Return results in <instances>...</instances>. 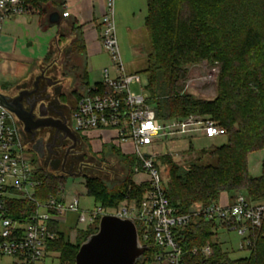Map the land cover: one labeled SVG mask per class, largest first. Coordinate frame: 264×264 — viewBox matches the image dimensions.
Segmentation results:
<instances>
[{
  "label": "trees",
  "instance_id": "trees-1",
  "mask_svg": "<svg viewBox=\"0 0 264 264\" xmlns=\"http://www.w3.org/2000/svg\"><path fill=\"white\" fill-rule=\"evenodd\" d=\"M31 11L42 15V5L51 2L61 7L63 0H24ZM75 29V28H74ZM148 51L146 89L157 116L161 120L182 118L195 113L204 115L225 130L226 142L198 151L197 161L188 166L168 160L165 182L166 195L178 211L187 213L198 206L217 203L220 196L242 193L252 201L264 202V158L258 177L248 174L247 157L264 149V0H146L144 19ZM73 53H83L84 45L77 35L71 42ZM50 58L48 56L46 59ZM206 64L217 68L215 95L195 97L185 91L184 80L189 67ZM86 87V81H83ZM189 152L193 151L191 147ZM125 165V176L116 184L97 176H85L84 187L103 210L116 208L128 198L138 202L148 187L133 180L134 159L118 155ZM209 158L210 162H199ZM34 178L39 184L33 199L45 201L63 190L66 177L46 171L36 165ZM35 201L28 198L7 197V215L27 220L34 211ZM99 216V215H98ZM96 217L91 225L97 224ZM234 223H224L229 230ZM90 224L77 231L73 242L58 237L49 242L48 251L59 253L60 264H74L80 244L88 235ZM215 223L197 218L177 232L184 264H264V226L250 231L252 244L246 257L231 259L218 242L212 243L209 257L191 253L214 236ZM79 232H85L79 235ZM147 252V251H146ZM146 252L137 264H145Z\"/></svg>",
  "mask_w": 264,
  "mask_h": 264
},
{
  "label": "built area",
  "instance_id": "built-area-1",
  "mask_svg": "<svg viewBox=\"0 0 264 264\" xmlns=\"http://www.w3.org/2000/svg\"><path fill=\"white\" fill-rule=\"evenodd\" d=\"M116 2L104 0L102 29L96 36L101 49L110 57L112 68L104 67L101 79L88 86L76 98L73 112V130L82 136L93 130L106 131L110 140L123 147L128 155L135 156L133 177L144 175L136 184L147 183L148 187L138 202L124 199L127 205L116 209L113 215L132 218L136 223L139 240L148 245L146 251L156 249L149 264H184L185 251L177 238V232L192 221L201 218L215 223L214 236L224 229V223H234L229 230H235L242 237L241 248H250V231L264 226V202L252 201L242 193L231 203H210L182 213L169 202L164 177L155 165L154 157L142 150L168 138L204 136L213 138L225 135V130L212 119L191 113L182 118L161 120L156 110L143 93L140 74L127 73L122 61L116 34ZM31 8L24 0H0V24L5 18L30 13ZM205 72L197 79L186 78L185 89L213 82L217 72L214 66L202 64ZM138 84L141 92L131 90ZM11 121V124L7 121ZM32 158L23 147L17 127V117L0 104V255L11 256L19 264H43L47 245L57 237L50 228L54 216L66 209L77 210L78 196L65 205L55 197L45 201L33 199L39 182L34 178ZM85 188V187H84ZM28 198L35 201L34 211L25 220L7 215V197ZM98 207L89 214L93 222L98 215L106 214ZM212 239L201 247H192L191 253L204 257L212 254ZM145 251V252H146Z\"/></svg>",
  "mask_w": 264,
  "mask_h": 264
},
{
  "label": "crops",
  "instance_id": "crops-1",
  "mask_svg": "<svg viewBox=\"0 0 264 264\" xmlns=\"http://www.w3.org/2000/svg\"><path fill=\"white\" fill-rule=\"evenodd\" d=\"M52 1L58 3L56 0ZM133 1L117 0L116 7L119 25L126 24L125 16L128 12H125V10L126 8H131ZM41 10L44 13L45 27L41 26L42 15L38 11L5 18L0 24V92L8 91V94L14 88L11 86L29 80L33 76L36 67L41 66L43 62L45 63L48 56H50L51 60L57 58L62 61L65 58L81 63L83 80L86 81V90L88 86L92 85L88 78V72H93V67L91 65L87 66L89 56L107 54L101 49L96 40V36L102 29L101 18L104 11V0H63L61 7H56L49 2L42 5ZM53 11L60 13L59 25H51L48 22V15ZM51 27L53 29L51 32H45ZM40 30L45 33L40 34ZM127 31H130V29ZM77 35L81 37L84 45L83 53L80 54L73 53L71 46L72 40ZM132 39H134V36ZM26 42L27 45L25 47L24 43ZM134 42V48H138L139 41L135 39ZM101 65L102 68H98L99 75L104 67L112 68L113 65L108 54L106 61ZM73 67H70L66 72L65 85H69L75 80L76 70ZM130 72L135 71L132 70ZM96 82L93 81V84ZM106 136V131L93 130L83 137L86 138L91 150L93 149L92 152L101 153L104 149L105 152L112 154L116 159H119L118 155H128L123 150L128 149L129 145L118 146ZM28 156L32 158L31 154H28ZM76 195H81L80 190L76 188L71 194H65L62 190L57 199L67 206L72 203ZM79 196L76 211L66 209L61 213H57L51 223L57 233L62 235L65 240L71 242L75 240L78 230L85 229V227H80L79 222ZM227 199V196L222 194L219 202L224 204L228 202ZM91 223L88 217L84 224L88 225ZM54 258L60 264L59 253L47 250L43 258V264H47L46 262L49 259L51 264H53ZM3 264L19 263L16 258L10 257V260Z\"/></svg>",
  "mask_w": 264,
  "mask_h": 264
},
{
  "label": "rangeland",
  "instance_id": "rangeland-1",
  "mask_svg": "<svg viewBox=\"0 0 264 264\" xmlns=\"http://www.w3.org/2000/svg\"><path fill=\"white\" fill-rule=\"evenodd\" d=\"M116 8V34L118 39L119 50L121 53L122 61L125 66V70L127 73H134L130 71H135L140 74L141 81L143 86H145L143 93H145L150 100V94L146 89L147 85V77L143 72L146 67V53L148 51V44L146 39V34L144 30V18L146 15V1L145 0H134L131 8H126L125 12L128 14L125 16L126 24L119 25V19L117 15V7ZM35 18V16H33ZM130 31H127L129 30ZM52 27L49 28L45 32H51ZM40 30V34H43ZM134 36V39H132ZM135 39L139 41L138 48H134ZM30 41V40H29ZM28 41V42H29ZM25 47L27 42L24 43ZM30 48V47H28ZM53 58V57H52ZM107 54L103 53L98 56L90 57L88 59V65L93 67V72H88L89 82L93 84V81H99L101 79V74L98 73V68H102V63L106 61ZM51 58L45 60L42 65L50 62ZM40 66V65H39ZM39 66L36 67L35 72L32 77L39 74ZM205 70L200 67V65L189 67L188 78L189 79H197L204 75ZM215 78L213 82H205L201 85H196L195 87H190L185 89L188 93H191L195 97L199 98H211L215 95ZM66 83V81L64 82ZM13 85L11 87H15ZM8 89V88H7ZM6 89V90H7ZM131 90L134 92H141V89L138 84H132ZM13 89L9 92L11 93ZM8 92V91H7ZM7 92H4L7 94ZM3 93V92H2ZM153 105V104H152ZM7 123L11 124V121H7ZM226 142L225 135L208 138L204 136H189V137H174L168 138L161 142L155 143L152 146L144 148L142 151L144 153L150 154L154 157V162L158 170L164 177V181H167V175L169 170L168 160H171L173 163L182 166H188V164L192 161H197L198 151L202 149H207L211 146H219ZM189 147L192 148L193 151L189 152ZM93 150V149H92ZM96 153V152H95ZM96 157L101 159L104 163V171L103 174H107V177L101 176L107 180L108 184H116L120 182L125 176V165L122 164L118 159L115 158L112 154L105 152L96 153ZM264 158V149L254 151L250 153L247 157V166H248V174L253 177H258L262 172V160ZM131 159L135 160V156L131 155ZM199 162L208 163L210 162L209 158H203ZM36 165L40 166V164L36 161ZM34 168L35 164L32 162ZM141 178H144V175H135L133 177L134 181H139ZM80 190L81 195L79 196V213H80V227H87L88 225L84 224L89 217L91 211H95L99 205L95 202L92 196L86 194L84 189V178L79 176L66 177L63 192L65 194H71L74 189ZM227 196V200L231 203L234 197L239 194H227L223 193ZM263 202V201H262ZM126 201H120L116 208H107L104 209V213L113 214L116 209H122L126 206ZM99 215L98 217H100ZM92 224V223H91ZM90 224V225H91ZM98 227L97 224H93L89 227V230L94 231ZM85 232H79V235ZM77 235V233H76ZM242 237L237 234L235 230H223L220 231L216 236H213L212 241L218 242L221 248L224 251L228 252V255L231 259H237L246 257L249 254V249L244 247H240V242ZM156 249L152 248L150 251L146 252L145 256V264H149V260H152L155 256ZM11 256L0 255V264H3L10 260ZM51 260L49 259L46 263L51 264ZM53 264H58L56 258L53 259ZM69 264V263H67Z\"/></svg>",
  "mask_w": 264,
  "mask_h": 264
},
{
  "label": "flooded vegetation",
  "instance_id": "flooded-vegetation-1",
  "mask_svg": "<svg viewBox=\"0 0 264 264\" xmlns=\"http://www.w3.org/2000/svg\"><path fill=\"white\" fill-rule=\"evenodd\" d=\"M70 67L76 70L75 80L65 85L66 72ZM46 78L55 82L50 90H45ZM83 81L81 63L54 58L39 67V74L17 84L8 95L20 97L22 109L33 115L32 122L41 115L56 125L54 128L24 131L22 121L17 118L18 135L23 147L43 169L65 177H107L103 174L105 166L102 160L96 157L95 151L92 152L86 138L73 130L76 98L85 91Z\"/></svg>",
  "mask_w": 264,
  "mask_h": 264
},
{
  "label": "water",
  "instance_id": "water-1",
  "mask_svg": "<svg viewBox=\"0 0 264 264\" xmlns=\"http://www.w3.org/2000/svg\"><path fill=\"white\" fill-rule=\"evenodd\" d=\"M48 22L51 25H59L60 13L57 11L49 13ZM46 81L45 90H50L55 82L50 78H46ZM24 87L25 85L22 84V88ZM19 99V96L11 97L0 92V104L22 121L24 131L56 126L48 121L49 118L41 115L32 122L33 115L22 109ZM148 248V245L140 242L136 223L132 218L102 214L98 221L97 231L88 235L80 244L74 264H137L142 260Z\"/></svg>",
  "mask_w": 264,
  "mask_h": 264
}]
</instances>
